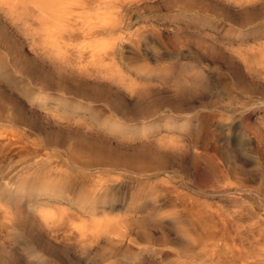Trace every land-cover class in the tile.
Masks as SVG:
<instances>
[{
  "label": "rangeland",
  "instance_id": "rangeland-1",
  "mask_svg": "<svg viewBox=\"0 0 264 264\" xmlns=\"http://www.w3.org/2000/svg\"><path fill=\"white\" fill-rule=\"evenodd\" d=\"M0 264H264V0H0Z\"/></svg>",
  "mask_w": 264,
  "mask_h": 264
},
{
  "label": "bare ground",
  "instance_id": "bare-ground-1",
  "mask_svg": "<svg viewBox=\"0 0 264 264\" xmlns=\"http://www.w3.org/2000/svg\"><path fill=\"white\" fill-rule=\"evenodd\" d=\"M30 165H28V166H26V167H29ZM23 169V168H22ZM28 169V168H27ZM25 170V169H24ZM38 170V169H37ZM32 171H36L34 168L32 169ZM39 171V170H38ZM24 172V171H23ZM30 173V175H33V173L34 172H29ZM32 173V174H31ZM19 175V174H18ZM17 177V176H16ZM32 177V176H31ZM33 180V179H32ZM17 181V179H13V182H16ZM17 187L15 186V185H12V183H11V185L10 186H8V187H6V189L4 190V189H2L1 190V195L2 196H4L5 198H6V200H12L13 198H14V194L16 193V191H17V189H16ZM24 188H27V189H25L24 190ZM29 188L28 187H25V185L23 186H21L20 187V190L19 191H21V192H23V191H27ZM192 223H194V222H192ZM191 223V224H192ZM176 224L178 225L179 224V222H176ZM193 225V224H192ZM196 225H198V224H196ZM183 226V225H182ZM180 227V225H178L177 227H178V230L181 232L180 234H182V236H183V238L182 239H186L185 241H191L193 238V236H191V234L188 232V229L185 227V226H183V227H185V228H183V227ZM30 227V226H29ZM201 228V227H200ZM30 229V228H29ZM195 229V228H194ZM196 229H199V226H198V228H196ZM26 231L27 232H29V230H27L26 229ZM32 231V230H31ZM108 231V228H107V226L106 227H101V226H99L97 223L96 224H94L93 225V227H92V229H91V232L92 233H98V232H107ZM178 231V232H179ZM201 232H202V229L200 230ZM199 231V232H200ZM184 241V242H185ZM186 243V242H185ZM188 243H190V242H188ZM184 245V244H183ZM186 246V244L184 245V247ZM184 247H183V250H185L184 249ZM187 248H189L188 246H186ZM186 248V249H187ZM189 250H190V248H189ZM188 251V250H187ZM186 251V252H187ZM191 252H192V250H191ZM190 252V253H191ZM188 253V255H189V252H187ZM186 253V254H187ZM191 255V254H190Z\"/></svg>",
  "mask_w": 264,
  "mask_h": 264
}]
</instances>
